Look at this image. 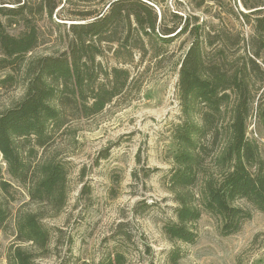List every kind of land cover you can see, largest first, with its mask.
Wrapping results in <instances>:
<instances>
[{
    "label": "rangeland",
    "instance_id": "1",
    "mask_svg": "<svg viewBox=\"0 0 264 264\" xmlns=\"http://www.w3.org/2000/svg\"><path fill=\"white\" fill-rule=\"evenodd\" d=\"M19 1L32 4L34 11L43 2L53 13L51 18L34 15L38 41L26 56L8 61L0 48V113L25 94V65L32 58L66 52L71 39L69 26L90 22L92 18L84 20V16L103 14L108 3ZM140 1L157 15L156 36L148 40L139 35L131 21L128 42L122 43L126 30L120 27L116 41L103 43L101 55L96 57L97 69L103 75L113 68L126 69L130 74L127 88L101 113L70 120L49 147L37 149L36 160H54L67 167L64 208L56 212L48 205L32 202L26 187L11 178L1 163L2 179L11 187L8 193L0 189V202L10 210L7 224L0 230V264H7L9 248L14 246L31 252L34 264H96L116 250L124 253L126 264H169L167 255L173 248L186 252L179 264H264V214L244 200L235 205L249 209L252 217L235 234L222 236L216 218L205 211L195 224L198 239L193 245L171 243L162 230L175 220L173 209L177 204L165 188L163 176L173 165L172 128L181 115L179 63L193 42L189 33L193 26L201 27V37L211 40L207 48L211 56L222 50L227 69L246 67L250 73L255 100L246 136L257 143L264 161V121L257 116L258 106L264 105L260 73H264V48L252 25L239 14L250 11L243 8L241 0H207L201 5L200 0ZM260 15L264 16V11ZM185 25L188 32H179ZM164 28L177 29L165 36H174L171 43L157 39ZM22 30L20 24L6 27L13 36ZM250 60L260 72L250 68ZM105 155L106 159L100 158ZM206 169L212 172L213 166L208 164ZM146 171L149 178L144 177ZM146 205L149 207L141 211ZM22 213L35 214L49 231L45 254L29 243L16 241L15 219Z\"/></svg>",
    "mask_w": 264,
    "mask_h": 264
},
{
    "label": "trees",
    "instance_id": "2",
    "mask_svg": "<svg viewBox=\"0 0 264 264\" xmlns=\"http://www.w3.org/2000/svg\"><path fill=\"white\" fill-rule=\"evenodd\" d=\"M104 1L108 3L103 14L90 13L84 16V20L91 17L90 22L69 26L71 39L66 52L32 58L25 65V94L0 113V189L4 193L9 192L11 185L2 179L1 163L11 178L26 187L32 202L48 205L56 212L64 208L67 167L54 160H36L37 149L49 147L70 120L89 119L101 113L127 88L130 74L126 69L113 68L105 75L98 71L96 57L101 55L103 43L116 41L120 27L126 30L122 43L128 42L131 21L139 35L148 40L156 36L157 15L149 5L140 0ZM200 1L199 5L207 0ZM241 2L250 12L239 14L246 24L252 25L264 48V16L260 15L264 0ZM19 3L0 0V48L8 61L26 56L37 46L34 15L46 14L51 18L53 13L43 2L36 11L32 4ZM19 24L23 30L17 36L6 32V27ZM177 29L164 28L157 39L171 43L174 36H165ZM188 29L185 25L179 32L186 33ZM201 29L193 26L190 30L193 42L179 63L181 115L172 128L173 165L163 176V184L174 195L177 206L173 209L175 220L166 223L162 230L169 242L183 245L197 241L195 224L202 211L216 218L222 236L239 232L243 222L252 217L249 209L236 206V202L244 200L253 210L264 214V161L257 143L246 136L255 100L250 73L246 67L227 69L222 50L211 56L207 52L211 40L201 37ZM250 63L251 69L261 71L254 60ZM260 73L264 80V73ZM257 112L259 120L264 121V105L258 106ZM208 164L213 166L212 172L206 169ZM144 174L145 178L150 177L149 171ZM196 188L198 191L194 192ZM147 207H141V211ZM9 216V208L0 202V230ZM15 222L16 241L29 243L45 254L51 236L40 218L22 213ZM118 233L117 230L115 234ZM185 255L186 252L173 248L167 262L179 264ZM7 264H34V256L20 246L10 247ZM96 264H126L125 255L116 250Z\"/></svg>",
    "mask_w": 264,
    "mask_h": 264
}]
</instances>
